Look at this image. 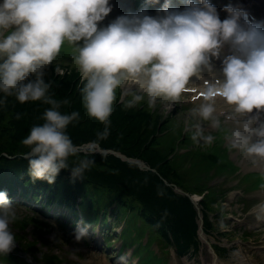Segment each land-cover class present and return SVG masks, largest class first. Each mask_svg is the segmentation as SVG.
<instances>
[{
  "label": "clouds",
  "instance_id": "9594fccd",
  "mask_svg": "<svg viewBox=\"0 0 264 264\" xmlns=\"http://www.w3.org/2000/svg\"><path fill=\"white\" fill-rule=\"evenodd\" d=\"M111 10L109 0L0 3V104L14 96L21 104L42 101L50 105L41 117L44 122L33 125L21 140L29 149L24 158L33 180L52 184L62 169H70L74 180L84 178L96 163L87 157L105 155L99 150V142L110 135L109 117L117 89L122 90V96L131 97L126 101L127 108L136 107L145 97L149 108L158 102L178 101L188 91L192 78L211 71L212 58L219 59L225 50L222 78L204 80L200 93L203 102L191 110L195 122L186 125L185 131L192 132L194 142L211 146L216 137L205 134L202 122H208L210 129L225 133L229 151L264 160V122L255 126L259 113L264 112V21L250 19L242 7L231 5L223 9L227 18L221 20L209 0H185L182 9L164 0L155 15L141 8L100 27ZM65 43L74 46L72 59L86 81L80 89L86 112L104 125L96 140L84 149L85 158L72 167L69 157L77 156L82 149L73 143L67 128L79 122L80 113H61V104L53 98L51 84L44 79L45 69ZM217 98L244 117L236 127L225 128L222 113H217ZM254 110L257 115L246 119ZM260 188L264 190V184ZM253 210L258 219L264 217V201L254 205ZM16 219L15 206L7 193L0 191V255L15 247L10 225ZM86 235V228L78 226L75 239L80 241Z\"/></svg>",
  "mask_w": 264,
  "mask_h": 264
},
{
  "label": "trees",
  "instance_id": "16d2710c",
  "mask_svg": "<svg viewBox=\"0 0 264 264\" xmlns=\"http://www.w3.org/2000/svg\"><path fill=\"white\" fill-rule=\"evenodd\" d=\"M60 53L63 61L59 62L58 56L45 69L44 79L51 84L50 93L61 104V113H80L79 122H73L67 128L73 143L80 147L96 140L97 132L102 131L104 125L86 112L80 93L86 81L80 68L68 67L64 62L73 61L74 46H63ZM60 69L63 74L58 72ZM130 98H124L121 89L116 90L113 112L109 117L110 135L99 142V147L141 161L149 169H142L137 163L122 160L112 153L95 154L87 157L96 163L85 172L83 179L74 180L70 169H62L54 183L49 184L44 180H33L29 174L28 161L24 158L29 149L21 144V140L33 125L44 122L41 117L50 105L42 101L21 104L14 96L8 97L6 104H0V129L4 128L1 131L10 137L0 145V191L6 192L9 199L11 194L30 198L44 196L47 203L67 209L70 216H76V207L82 213L79 212L83 224L102 221L106 225V215L116 220L124 219L123 245L138 244V256L153 253L149 247L155 242L162 252L173 247L180 256L195 255L200 246L199 214L190 198L178 193L175 187L188 195L202 197L198 205L203 215V229L205 234L211 235L217 228L213 219L226 216L227 190L211 186L209 182L215 175L232 176L239 167L229 157L224 145L225 134L218 135L215 145L209 149L198 144L193 150L190 146L196 143L191 139L192 132H186L176 121L177 115H165L157 106L149 108L146 97L136 107L127 108L125 104ZM0 99H3V93H0ZM6 120L9 125L4 127ZM183 150L188 152L181 153ZM85 156L86 152L80 151L77 156L69 157V166H74ZM206 156L202 165L201 160ZM210 161L215 165H210ZM243 182L248 189L254 190L264 184V176L247 175ZM160 191L163 196L158 195ZM33 221V217L18 221L21 226H16L15 238H22L21 233ZM106 232L109 233L108 228ZM216 232L222 233L223 237L230 235ZM146 234V242L140 243ZM24 240L33 251L39 243L25 237ZM215 247L220 255L228 253L226 247ZM52 259L58 258L53 256ZM5 260L16 261V258L9 256Z\"/></svg>",
  "mask_w": 264,
  "mask_h": 264
},
{
  "label": "rangeland",
  "instance_id": "374dc122",
  "mask_svg": "<svg viewBox=\"0 0 264 264\" xmlns=\"http://www.w3.org/2000/svg\"><path fill=\"white\" fill-rule=\"evenodd\" d=\"M209 3L213 4L218 11H221V7H226L229 5L228 0H222L221 4L219 0H209ZM140 8L136 5L134 6L132 12L139 11ZM222 18H227V13L223 11ZM82 43V42H81ZM64 46H73L68 43H65ZM61 53L59 54L60 61H63L64 57H60ZM65 64L68 67H74L76 65L74 61L65 60ZM76 68V67H75ZM58 72L64 73L63 69H60ZM202 74H213V70L210 72H202ZM196 78V77H193ZM190 97V96H188ZM123 98V97H122ZM183 96L180 97L178 101H169L165 103L158 102L156 106L159 109H162L161 112L165 115L174 114L176 116V121L180 122L182 125L186 127V125H191L195 121L191 118V110L194 107H198V105H187L185 99H182ZM182 102V103H181ZM182 105L183 107H181ZM154 108H157V107ZM223 107L218 102H216V108ZM204 124V128L207 129L209 132H216V130H211L206 126V122H202ZM8 126L9 121L6 120L3 124ZM258 124V122H257ZM226 127L229 129L234 128L237 124L232 125L231 123H224ZM257 126V125H255ZM227 129V128H226ZM0 129V145L4 144L5 141H8L10 137L8 134H4ZM220 133L225 134L223 131ZM215 134V133H212ZM216 137V136H215ZM256 139H254L255 141ZM12 142H15L12 140ZM196 143V142H195ZM89 144L80 146L82 149L81 151L85 153L84 149L87 148ZM193 150L197 149L198 143L195 145L190 146ZM210 146L206 148L209 149ZM100 150L106 151L110 149H101ZM207 151V149H203ZM113 151V150H112ZM115 152V151H114ZM185 153L184 151H182ZM107 153V152H104ZM118 153V152H117ZM5 154V153H1ZM113 154V153H112ZM121 154V153H120ZM115 155V154H114ZM123 155V154H122ZM125 156V155H124ZM231 158L237 163L244 173H252L257 165L264 166V163H258V159L254 157L246 156L244 153L238 150H233L231 152ZM126 157V156H125ZM207 158H202L201 162L203 165V161ZM122 159V158H121ZM124 160V159H122ZM127 161V160H125ZM129 162V161H128ZM210 165H215L213 161H210ZM208 163H206V167ZM241 172V173H242ZM237 177L233 178V176H214L213 181L209 182L211 186L223 187L224 189H234L237 188V184L239 183V179L243 178ZM248 193H251L248 191ZM227 202L224 204L226 210V216L213 219L214 225L217 227L216 231L220 232H227L230 235L223 237L221 234L212 233L211 236H205L201 233L199 234L200 243H205L209 241L213 244H220L221 246L227 247L229 249L228 253L222 258L219 259V264H264V217L260 219L257 218V214L254 212L253 208L254 205L264 201V190L256 191L251 194L246 195L243 199L247 200V203L241 202L240 196L237 192H232L230 195H226ZM195 200L197 201L200 199L199 197L194 196ZM242 200V199H241ZM15 206V211L17 213V219L19 221H24L25 218H30L35 216L36 221L35 223L29 224L24 230V234L21 233L27 240H38V246L33 253L35 256L34 264H50L46 258H43L41 254H47L48 257L52 255H57L60 257V261H52L51 264H118V261H114V257H117L116 247L119 245V240L114 239V237L109 236L112 246L106 247L105 249L101 250V236L98 235V232L94 234L87 233L86 237L80 241L75 239V232L76 227H64L63 224L58 222V220L49 217H43L42 215L35 214L33 208L25 207L18 203L13 204ZM55 213V212H54ZM61 213V209L55 214ZM67 211L64 212L66 216L63 221L66 222L68 219V214L66 215ZM50 214V213H49ZM111 222V234L113 236L117 234L118 226L122 225L121 221L113 222L112 219H109ZM43 223V225L40 224ZM113 222V223H112ZM140 222V221H139ZM17 221L13 222L10 225V230L12 232L16 231L15 227L17 225ZM78 227V226H77ZM137 232V230L135 231ZM251 233V236H248L246 233ZM92 235V236H91ZM122 237V234H121ZM135 238H132L134 240ZM142 241L145 240V237H142ZM21 243H25L24 240H20ZM205 245V244H204ZM111 251H109V248ZM133 247V246H132ZM130 247V248H132ZM135 247V245H134ZM200 249L195 255H188V256H178L174 252V250L167 248V251L162 253L159 245L157 243L152 244L149 249L153 250L151 254H141V264H211V258L206 252V245L199 246ZM126 250L123 251L125 253ZM131 251L130 249L127 251L129 254ZM30 255V254H29ZM117 259V258H116ZM31 261V259H30ZM1 264H5L1 262Z\"/></svg>",
  "mask_w": 264,
  "mask_h": 264
},
{
  "label": "water",
  "instance_id": "95a60500",
  "mask_svg": "<svg viewBox=\"0 0 264 264\" xmlns=\"http://www.w3.org/2000/svg\"><path fill=\"white\" fill-rule=\"evenodd\" d=\"M99 150H100V149H99ZM100 151H102V152H107V153H113V154H115L117 157H120V158H122V159H124V160H127V161H129V162L137 163L141 168H146V166H145L142 162L137 161V160H134V159H129V158L125 157L124 155H122V154H120V153H117V152H114V151H112V150H106V151L100 150ZM147 168H148V167H147ZM176 191H177V192H180V193H184L182 190H180V189H178V188H176ZM184 194H186V193H184ZM190 199H191V200L193 201V203L195 204L196 209L199 210V206L197 205L194 196H190ZM198 200H199V199H198ZM201 224H202V222H201Z\"/></svg>",
  "mask_w": 264,
  "mask_h": 264
},
{
  "label": "bare ground",
  "instance_id": "6f19581e",
  "mask_svg": "<svg viewBox=\"0 0 264 264\" xmlns=\"http://www.w3.org/2000/svg\"><path fill=\"white\" fill-rule=\"evenodd\" d=\"M254 139H255V137H253V142H255ZM257 159H258V163H264V160H261L259 158H257ZM256 167H260V166L257 165Z\"/></svg>",
  "mask_w": 264,
  "mask_h": 264
}]
</instances>
